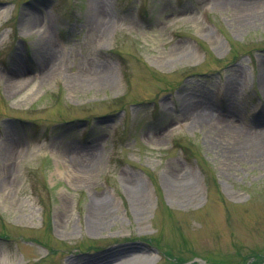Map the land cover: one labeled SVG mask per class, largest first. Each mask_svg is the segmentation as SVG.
<instances>
[{"label": "rangeland", "instance_id": "obj_1", "mask_svg": "<svg viewBox=\"0 0 264 264\" xmlns=\"http://www.w3.org/2000/svg\"><path fill=\"white\" fill-rule=\"evenodd\" d=\"M240 1L0 0V264H264V0Z\"/></svg>", "mask_w": 264, "mask_h": 264}, {"label": "bare ground", "instance_id": "obj_2", "mask_svg": "<svg viewBox=\"0 0 264 264\" xmlns=\"http://www.w3.org/2000/svg\"><path fill=\"white\" fill-rule=\"evenodd\" d=\"M231 3L233 4L234 1H231ZM236 3H238V2H236ZM227 4H230V3H227ZM239 4H240V6H237V7H239V9H242L243 14H244L250 8L254 7V5H256L257 3L254 0H241L239 2ZM246 22H249V21H246ZM14 73H15V78L14 79H9L10 84H13V83L16 84V83H18V81H17L16 78L23 77V75H24L23 72H20V69H16V72H14ZM202 116L203 115H198L197 117H198V119H200ZM204 118H205V115L201 119H204ZM228 127L230 128V130H232L234 132L235 131L236 132H240L239 128L236 127L235 125H229ZM259 136L260 135H258V137ZM247 137H248V139H250V146H251L252 153H255V154L256 153H258V154L261 153L264 148L260 144L257 143V135L254 133V134L247 135ZM175 188H177V189L179 188L180 190L181 189L187 190L188 189V184H186L185 182L178 183V184H176V187ZM138 198H139V196H138ZM105 208H106V204L104 203V201H102V200H98L97 201L96 200L94 202L93 207H92V210H91L92 212L89 215L90 220L93 219V221L91 223V226H93L95 224V222H96V220H97L98 217H101V214L105 210ZM129 252H134L135 254L136 253H141V250L139 248V245L134 244V243L126 244V245H124V246H122L120 248H117V249H114V250H109V252L103 253L101 255V257H99V259H107V258H113V259H115L118 256L129 254ZM136 255H138V254H136ZM129 259H130V261H128L129 263H127V264H144V263H147L146 260L145 261H141V259H139L138 256H134V254H131Z\"/></svg>", "mask_w": 264, "mask_h": 264}]
</instances>
